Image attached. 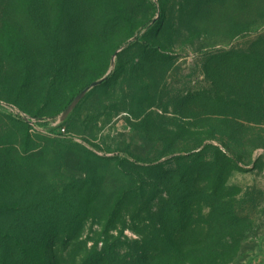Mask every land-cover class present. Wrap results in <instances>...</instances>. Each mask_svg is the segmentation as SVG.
Listing matches in <instances>:
<instances>
[{"label": "rangeland", "instance_id": "obj_1", "mask_svg": "<svg viewBox=\"0 0 264 264\" xmlns=\"http://www.w3.org/2000/svg\"><path fill=\"white\" fill-rule=\"evenodd\" d=\"M5 167L15 260L264 264V0H0Z\"/></svg>", "mask_w": 264, "mask_h": 264}, {"label": "trees", "instance_id": "obj_2", "mask_svg": "<svg viewBox=\"0 0 264 264\" xmlns=\"http://www.w3.org/2000/svg\"><path fill=\"white\" fill-rule=\"evenodd\" d=\"M146 43L145 38L144 37H138L136 39V41L133 43V45H139V44H143ZM78 93H76L73 98L68 102V105L70 104V102L74 99V97L77 95ZM13 153L11 154L10 152L8 153V156H12ZM10 163L15 164L17 167V164L15 161H10ZM18 170V175L16 171H12L10 172V170L8 168H4V169H0V190L3 191H8L9 190V181L11 179H19L22 182V185L25 186L27 185V183L25 182L26 180V172L24 171V168H22L21 170ZM25 182V183H24ZM1 194V192H0ZM33 213L32 207L30 204H28L26 201H24V199H22L19 203H15V202H11L8 200H2L0 198V264H33L32 261L29 260L25 262L23 256V242L19 243V241L16 242V245L20 248L21 250V255H19L18 257H20L19 259L15 260V257L13 256L12 253H9L8 255L6 254L7 251V247L9 245V243L11 242V240L14 238V236L18 233V229L15 228L14 226H16L17 223H20L21 225L23 223L27 224V221H33V219H30L31 216L30 213ZM46 220V225H49V223L47 222V220L51 223V224H55L53 216H51L50 218H44L43 222ZM53 220V221H52ZM40 221V220H39ZM42 222V221H40ZM28 225V224H27ZM29 225L27 226V236H29L28 238H32L31 233L29 231ZM34 230V229H32ZM56 232V231H55ZM45 237V234L42 233L40 238ZM55 236V233L52 232L50 238L48 239V241L51 240V237ZM24 238V237H23ZM45 242V239H44ZM56 243V242H55ZM26 254V253H25ZM50 261L52 258H49ZM106 258L102 257L101 260H99V262H103ZM98 261L93 262V261H87L84 264H97Z\"/></svg>", "mask_w": 264, "mask_h": 264}, {"label": "water", "instance_id": "obj_3", "mask_svg": "<svg viewBox=\"0 0 264 264\" xmlns=\"http://www.w3.org/2000/svg\"><path fill=\"white\" fill-rule=\"evenodd\" d=\"M100 83H101V81H96V82H94V83L92 84V86H97V85H99ZM88 90H89V88H86L84 91H82L81 95L85 94V92L88 91ZM73 104H74V103H73Z\"/></svg>", "mask_w": 264, "mask_h": 264}]
</instances>
